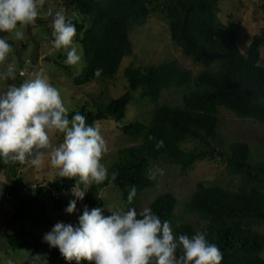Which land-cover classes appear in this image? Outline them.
<instances>
[{
    "label": "trees",
    "instance_id": "trees-1",
    "mask_svg": "<svg viewBox=\"0 0 264 264\" xmlns=\"http://www.w3.org/2000/svg\"><path fill=\"white\" fill-rule=\"evenodd\" d=\"M217 1L66 0V6H76L90 21L86 26L72 20L77 28L75 43L84 51V71L74 79L76 86L113 80L123 60L134 54L132 32L143 27L153 12L163 15L171 40L182 54L203 68L194 77L176 60L143 69L129 66L124 70L128 86L125 94L107 105L91 100V105L69 113V118L79 112L89 124L104 120L124 123L127 108L134 101L133 93L139 91V101L156 106L153 116L146 123L136 119L124 126L123 132L136 144L113 156L109 179L116 172V180L89 187L85 206L103 208L105 200L99 191L113 186L122 202L133 207L140 193L156 186L150 168L158 160L187 173L197 162L219 157L227 174L240 180L236 191L200 183L183 203L165 192L149 208L162 221H170L176 235L206 231L208 240L223 253L222 264H264V234L255 231L264 223V156L254 155L246 142L227 144L218 132L220 107L264 126V67L260 65L264 33L255 37L249 53L243 54L238 46L239 33L219 20ZM97 68L103 69L99 78L94 76ZM173 88L188 89L181 104L158 106L163 93ZM149 136L155 139L149 140ZM160 140L164 147L156 149ZM187 142H194V147L183 148ZM1 165L12 175L0 199L1 205L13 207L8 223L52 229L50 206L65 212L69 203L63 194L72 189L75 181L58 177L48 186L31 188L18 175L21 164L6 165L0 160ZM132 186L136 187V196L128 204ZM190 217H196L198 223ZM177 222L180 227H176ZM6 239L9 249L31 253L29 263L33 255L41 254L42 264H69L58 248H51L41 236L30 235L23 227Z\"/></svg>",
    "mask_w": 264,
    "mask_h": 264
},
{
    "label": "clouds",
    "instance_id": "clouds-1",
    "mask_svg": "<svg viewBox=\"0 0 264 264\" xmlns=\"http://www.w3.org/2000/svg\"><path fill=\"white\" fill-rule=\"evenodd\" d=\"M46 0H0V33L12 34L23 40V28L34 25L41 15ZM52 47L66 52L64 63L75 66L81 56L75 43L77 28L64 10L53 12ZM83 39V33H80ZM13 52L7 36H0V82L17 79V65L7 62ZM25 69L20 72L25 75ZM103 69L94 70L99 78ZM62 134V141L54 143V136ZM155 139L149 136V140ZM164 147L163 140L155 145ZM109 151L99 124H89L79 112L69 118L61 90L53 86L40 71L31 73L19 85L8 84L0 91V160L4 164H28L35 169L47 166L60 178L74 180V197L65 211L76 212L77 201L85 198L93 184L114 182L118 173L109 171L102 162ZM164 175L163 169H157ZM83 185L84 187H81ZM132 186L128 204L136 196ZM105 208L110 215H105ZM78 225L57 222L43 237L51 248H58L61 256L71 264H222L223 253L217 244L207 238L206 231L194 235H176L170 221H162L151 208L136 207L127 210L111 205L89 209L84 207ZM176 227H180L177 222ZM44 255L35 254L31 264H37ZM7 264H13L8 260Z\"/></svg>",
    "mask_w": 264,
    "mask_h": 264
},
{
    "label": "rangeland",
    "instance_id": "rangeland-1",
    "mask_svg": "<svg viewBox=\"0 0 264 264\" xmlns=\"http://www.w3.org/2000/svg\"><path fill=\"white\" fill-rule=\"evenodd\" d=\"M152 1L161 2V0ZM65 3L66 0H46L36 23L22 29L24 32L23 40H15L12 34L0 33V36H7L8 42L13 44V52L7 62H15L18 69L15 81L0 82V91L5 90L8 84L15 83L19 85L31 73L40 71L49 79L53 86L61 90L69 113H72L85 105H91V100L101 105H107L111 100L125 94L128 91V86L124 77V70L129 66L143 69L144 67L158 66L162 63L176 60L184 70L190 71L194 77L203 69L202 66L192 63L174 45L170 37L168 23L163 15L153 12L147 18L143 27L136 28L132 32L131 40L134 54L132 57H126L123 60L119 72L113 80L91 83L81 87L76 86L74 79L84 71V51L76 43L78 54L81 56L80 63L75 66H68L64 63L66 52L63 49L56 50L52 47V18L46 15V11L48 7H51L53 12L64 10L65 15L69 19L85 23L86 26L90 25V21L81 15L76 6H66ZM217 4L219 7V20L239 33L238 46L241 52L247 55L253 39L257 36H263L264 33V0H218ZM260 52V65L264 67V44L260 48ZM26 60L30 61V64L27 65L25 75L21 76L20 72L24 71ZM64 66L70 69L69 72ZM2 70L4 68L0 66V71ZM187 91V88H173L164 92L158 106L180 105L183 95ZM133 96L134 101L127 108L124 123H116L113 120L97 122L101 128L102 135L108 143L109 151L105 154L102 162L108 168L109 175L113 166V156L120 150L136 144L123 132L124 126L136 119L144 123L148 122L156 109L153 104L139 101V91L134 92ZM219 119L218 132L227 144L246 142L254 155L259 156L258 158L264 156V126L256 124L249 119H241L223 107L219 108ZM62 138V134H56L53 142L59 143ZM194 145V142H187L183 145V148L190 149ZM157 169H163L164 175H159ZM9 174L8 169L1 165L0 199L6 193L12 179V175L10 174V176ZM18 175L23 177L31 188L48 186L58 178V176L53 174V170L47 166L35 169L28 164H21L18 168ZM150 176L156 181V186L139 194L133 206L138 210L143 207H150L152 201L159 194L165 192L175 195L183 203L186 197L194 192L200 183L208 187L220 186L233 191L237 190L240 183L238 178L230 177L227 174L226 165L219 157H215L213 160L199 161L187 173H183L180 167L165 160H158L151 164ZM81 187L84 186L81 185ZM99 195L105 200V205L124 210L130 208L122 202L119 192L113 186L101 188ZM63 196L68 203L74 199L71 195V190L64 193ZM84 207L85 198L82 201H77V210L72 214L66 211H55L50 206V216L54 221V225L57 222H64L76 226L79 222L78 217L83 214ZM12 211L13 207L11 204H0V264H7L9 259L13 261V264H31L29 263L31 253L29 251H13L9 249L6 243V236L19 232L23 227L26 233L43 238L51 229L45 226H32L30 223H25L23 226L20 223H8L9 215ZM105 215H110L106 208ZM190 220L193 223H198L196 217H190ZM255 231L264 234V223L255 228ZM37 264L42 263L38 261Z\"/></svg>",
    "mask_w": 264,
    "mask_h": 264
}]
</instances>
